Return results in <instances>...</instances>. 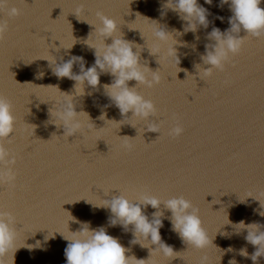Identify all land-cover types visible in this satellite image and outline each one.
Masks as SVG:
<instances>
[{"label":"water","instance_id":"water-1","mask_svg":"<svg viewBox=\"0 0 264 264\" xmlns=\"http://www.w3.org/2000/svg\"><path fill=\"white\" fill-rule=\"evenodd\" d=\"M165 2L6 0L0 7V22L8 25L0 38V96L10 101L15 118L14 131L3 144L15 156L11 167L16 174L14 185L0 183V211L15 217V247L21 248L14 254V264H66L67 241L55 234L43 243L47 234H70L66 211L78 221L90 222L91 228L104 226L129 249L127 256L147 259L155 245L142 248L131 243V226L127 231L119 225L109 226L110 210L85 202L100 204L118 195L132 201L142 195L162 201L182 196L198 210L202 226L212 238L213 245L195 249L172 230L171 213L163 203L158 210L146 207L143 210L150 220L155 211L163 214L161 239L179 252L174 259L153 254L148 264H201L204 257L206 264H228L233 258L237 264H252L239 255L242 247L249 254L255 250L244 240L246 231L237 235L230 224H224L228 215L233 223L244 220L264 226V217L254 212L259 202L247 197L264 204V37L246 36L240 52L230 54L223 70L213 69L211 76L201 79L195 65L209 67L200 57L205 45L214 43L207 34L213 27L222 32L229 28L232 13L227 4L219 7V0L211 5L198 0L209 12L208 27L175 36L181 42L176 45L179 64L160 57L159 65L139 31L129 28H139L149 45L154 42L152 22L144 17L155 19L168 31L183 32L186 22L172 10L163 9ZM12 7L21 14L9 17ZM260 7L264 8V2ZM77 9L81 10L78 17L74 14ZM97 12L121 24L123 38L141 45L140 62L159 70L161 81L152 88L128 82L154 103L156 112L147 121L131 117V112L123 117L104 92L103 85L110 84L113 77L102 73L96 89L85 84V94L75 98L76 111L86 112L92 124L81 116L82 130L66 138L62 127L49 123L50 111L63 101L60 91L73 92L75 82L57 78L42 58L50 53L57 63H63L78 56L85 69L93 65L94 49L84 41L93 31L89 24H99ZM136 13L144 17L137 15L135 20ZM89 41L99 45L101 39L93 32ZM60 42L65 48L75 44L64 49ZM111 43V38L105 40V44ZM72 71L79 74V63L73 64ZM40 72L44 75L37 78ZM102 112L105 120L98 118ZM148 123L157 124L159 133L146 131ZM176 126L183 128L182 134L169 135ZM79 227L69 222V231ZM35 240H41L46 250L22 247L24 241L34 244ZM229 247L232 251H227ZM3 260L13 264V253ZM257 264H264V257Z\"/></svg>","mask_w":264,"mask_h":264},{"label":"clouds","instance_id":"clouds-1","mask_svg":"<svg viewBox=\"0 0 264 264\" xmlns=\"http://www.w3.org/2000/svg\"><path fill=\"white\" fill-rule=\"evenodd\" d=\"M212 2L213 0H204V4L207 5H211ZM262 2L264 0H219L218 6L222 7L227 4L232 15L228 18L229 28L222 32L219 28L213 27L207 34V39L214 41V43H207L205 51L200 57L202 64L209 67L204 68L201 64L195 65L197 74L201 79L211 76L213 69L223 70L225 62L230 59V54L236 55L240 52L246 36L264 37V8L260 7ZM5 3L6 0H0V7ZM162 8L172 10L180 20L186 22L183 26V32L175 29L168 31L161 27L155 19H149L139 13H136L135 20L139 15L152 22L151 35L154 42L150 45L147 44L139 28L129 29L139 31L149 54L156 57L158 64V58L167 57L174 59L178 65L180 61L176 45L181 42L177 41L175 36L187 32L196 33L201 26L207 28L209 25V12L198 3V0H166ZM80 11V9H77L74 12L76 17L79 16ZM20 14V9L16 7L8 10L9 17H16ZM163 15L164 12L162 11L161 16ZM96 16L99 24H89L87 22L93 26V31L89 33L84 41L89 48L94 49L95 60L93 65L85 69L83 59L78 56H72L63 63H57L56 58L50 53L47 57L42 58L48 61L52 73L57 78H68L75 82L73 92L60 91L64 99L50 111L49 121L51 122L49 123L54 124L57 128L62 127L63 137L66 138L82 130L84 121L80 119L81 116L86 117L87 121L91 122L86 112L76 111L75 98L85 94V84L91 89H96L100 83L99 77L102 73H107L113 77L112 82L103 85V88L107 97L119 109L123 117L131 112V117L147 121L156 112L154 103L139 94L136 87H129L128 82L136 81L138 85L152 88L161 81L159 70L154 71L146 63L142 64L140 62V53L143 49L141 45L123 38V33L120 31L121 24L101 12H97ZM218 19L223 20V17H218ZM7 27L6 22H0V38L7 31ZM242 31L245 33L243 37L240 35ZM93 32L101 39L99 45L89 41L90 34ZM107 38L112 39L111 44H105ZM74 44L65 48L60 42L59 47L71 49ZM134 48L135 51H133ZM56 50L58 51L59 48ZM74 63L80 65L79 74H74L72 71ZM43 75L44 73L40 72L37 78H42ZM104 107L106 108L108 105ZM98 118L105 120L106 113L102 112ZM14 127L15 118L12 113V105L7 98L0 96V183H8L9 185H14L16 179V174L11 167L15 164V156L5 148L3 141L12 135ZM145 130L159 133V127L155 123H148ZM182 132L183 128L176 126L170 130L169 135L179 136ZM247 197H252L259 202V209H254V212L264 217V204L251 195ZM85 202L96 208L109 209L111 213L108 218L109 226L119 225L125 231L131 226L133 235L131 243L139 244L142 248H150V245H155V248H150L149 257L153 254H161L171 259L179 257V252L174 251L171 246L161 239L160 228L163 224L160 217L163 214L160 211H155L150 220L143 210L149 206L158 210L162 203L171 213L172 230L178 233L183 242L199 250L213 245L212 238L209 237L202 226L198 210L182 196L162 201L155 196L142 195L138 200L132 201L124 195H118L113 196L110 200L103 199L100 204H93L86 200ZM240 202H245V199ZM66 212L69 215L67 223L70 234L66 236L56 232L43 237L44 244H47L50 239H54L55 234H59L62 239L67 241L64 249L66 264H148L149 257L147 259H137L134 256H127L126 252L129 249L123 246L117 238L109 235L104 226L91 228L90 222L78 221L68 211ZM70 221L79 224V230L69 231ZM14 224L15 217L10 212L0 211V264H4L3 257L9 252L13 253L14 264V254L21 248L15 247L16 231ZM228 224L231 225L237 235L242 231H246L244 240L247 244H251L255 250L249 254L247 249L242 247L239 249V255L249 258L252 264H257L258 258L264 257V226L257 222L245 223L244 220L233 223L227 215V223L224 225ZM36 233L37 231L32 236L34 237ZM221 235H225V233H221ZM22 247L29 251L46 250L43 248L41 240H35L34 244H27L24 241ZM227 251H232V248L229 247ZM206 261L207 257L202 258L201 264H206ZM228 264H237V262L233 258L228 261Z\"/></svg>","mask_w":264,"mask_h":264}]
</instances>
